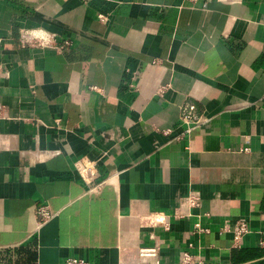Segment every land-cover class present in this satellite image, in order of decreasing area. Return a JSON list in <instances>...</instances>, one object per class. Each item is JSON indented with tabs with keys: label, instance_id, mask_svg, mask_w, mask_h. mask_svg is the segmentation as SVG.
<instances>
[{
	"label": "crops",
	"instance_id": "obj_1",
	"mask_svg": "<svg viewBox=\"0 0 264 264\" xmlns=\"http://www.w3.org/2000/svg\"><path fill=\"white\" fill-rule=\"evenodd\" d=\"M263 239L264 0H0V264H264Z\"/></svg>",
	"mask_w": 264,
	"mask_h": 264
},
{
	"label": "built area",
	"instance_id": "obj_2",
	"mask_svg": "<svg viewBox=\"0 0 264 264\" xmlns=\"http://www.w3.org/2000/svg\"><path fill=\"white\" fill-rule=\"evenodd\" d=\"M100 17H103L100 15ZM18 40L21 45H40L50 46L57 50L63 49L67 45V41L59 42L56 40L55 34L48 32L43 29H31L23 28L20 31ZM180 122L185 125L186 131H190L191 128L206 118L201 114L197 113L195 105L191 102L183 104L180 108ZM247 150L248 147H244ZM79 174L85 181L92 179V171L89 166L81 161L75 163ZM186 201L190 205H199V196L197 193L192 192L186 197ZM35 216L38 224H42L53 216V212L50 210L47 204H38L35 207ZM151 222H164L163 217H155L150 220ZM195 230H205L200 224L195 223ZM222 231H230L232 234V241L234 245L240 243L242 236L249 231V225L246 219L239 218L235 222L230 223L225 221L221 226ZM264 244V239L262 240ZM137 260L139 264H159L158 249L156 246H140L136 252ZM62 264H90V262L80 256H67ZM174 264H220L218 261L213 259H206L199 253L191 252L189 250H183Z\"/></svg>",
	"mask_w": 264,
	"mask_h": 264
}]
</instances>
